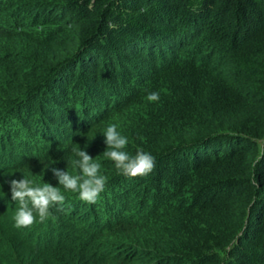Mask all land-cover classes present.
<instances>
[{
  "label": "trees",
  "instance_id": "trees-1",
  "mask_svg": "<svg viewBox=\"0 0 264 264\" xmlns=\"http://www.w3.org/2000/svg\"><path fill=\"white\" fill-rule=\"evenodd\" d=\"M113 123L150 174L103 155ZM73 148L94 204L51 171ZM24 176L66 200L17 228ZM0 264H264V0H0Z\"/></svg>",
  "mask_w": 264,
  "mask_h": 264
},
{
  "label": "clouds",
  "instance_id": "clouds-1",
  "mask_svg": "<svg viewBox=\"0 0 264 264\" xmlns=\"http://www.w3.org/2000/svg\"><path fill=\"white\" fill-rule=\"evenodd\" d=\"M146 99L149 102L159 101V92H149ZM103 134L107 145L103 155L114 162L120 174L134 178L147 176L154 170L155 157L151 153L137 148L136 154L130 155L124 150L129 140L118 131L117 124H110ZM73 152L79 159L72 163L80 174L73 175L60 168H52L51 171L64 190L78 194L79 199L86 203L94 204L106 188L107 177L100 172L101 164L95 162L84 148H73ZM9 183L11 199L18 204L14 215L17 228L31 227L37 218L39 222H45L51 216L50 210L63 205L66 200L64 191L49 182L38 184L24 176Z\"/></svg>",
  "mask_w": 264,
  "mask_h": 264
}]
</instances>
